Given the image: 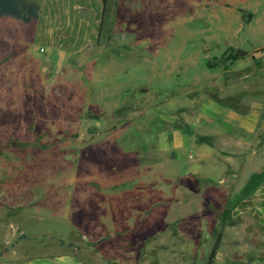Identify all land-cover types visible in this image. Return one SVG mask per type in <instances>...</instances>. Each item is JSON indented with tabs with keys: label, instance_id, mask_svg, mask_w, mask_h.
I'll use <instances>...</instances> for the list:
<instances>
[{
	"label": "rangeland",
	"instance_id": "rangeland-1",
	"mask_svg": "<svg viewBox=\"0 0 264 264\" xmlns=\"http://www.w3.org/2000/svg\"><path fill=\"white\" fill-rule=\"evenodd\" d=\"M96 32L99 38L90 46L91 55L86 58L89 64L77 67L72 63L56 73L49 69L40 73L45 78L80 81L79 107L85 109V123L99 130L125 129L131 136L116 138L130 137L135 141L156 138L162 128L186 127V133L190 129L192 135H204L210 145L211 160L196 165V198L177 188L173 178L165 177V182L150 176L154 190L172 187L176 191L174 197L160 204L158 217L150 221L148 232L119 236L129 243L139 236L137 243H144L145 250L141 252L147 264H206L210 245L218 233L219 243H253V238L243 231L234 232L233 225L221 239L227 222L225 210L235 198L226 201L219 197L223 185L218 179L230 172L236 178L243 174L246 160L240 159L232 145L244 144V156L252 155L245 179L255 167L264 170V0H114L112 6L109 4L108 18ZM230 48L242 50L246 56L232 63L221 62L222 53ZM19 51L17 65L28 61L22 66L29 67L30 72H15L12 77L39 76L50 49L33 37L22 41ZM6 92L15 94L10 88ZM0 98V110L11 104V97ZM252 107H259L257 131L243 133L235 117ZM3 115L0 160L5 154L7 161L13 158L9 145L14 139L20 147L29 143L14 135L20 122L7 119V112H0ZM116 138L106 135L93 139L98 146H104L101 141ZM203 141L197 142L204 144ZM2 144L5 152H1ZM8 166L5 174L10 178L24 173L32 177L49 174L44 167L18 169L12 161ZM153 171L156 172L149 169L150 174ZM3 174L0 163V177ZM210 187L218 188L216 198L206 197ZM20 210L15 215L9 206L0 204V257L11 249L23 254L21 247L31 243H56L45 235L29 236L33 229H51V215L46 209L36 211L30 205ZM16 223L25 232L13 233ZM56 228L55 233L64 241L73 240L72 235ZM224 252L220 248L211 264H234L226 257L227 252L222 255Z\"/></svg>",
	"mask_w": 264,
	"mask_h": 264
},
{
	"label": "crops",
	"instance_id": "crops-1",
	"mask_svg": "<svg viewBox=\"0 0 264 264\" xmlns=\"http://www.w3.org/2000/svg\"><path fill=\"white\" fill-rule=\"evenodd\" d=\"M30 1L38 4L36 19L22 23L0 17V97H11V104L1 106L0 112H7V119L20 122V127L14 128V135L23 143H29L27 147H20L14 139L9 145L13 158L6 161L5 154L1 156L4 174L0 177V204L9 206L15 215L24 206L31 205L36 211L41 207L46 209L51 215V229H33L29 236L45 235L54 238L56 243L23 245L20 249L23 254L11 249L0 257V264H145L144 243L138 245L139 236L129 243L119 234L148 232L150 221L158 217L160 204L174 197L176 191L172 187L154 190L150 176L163 178L165 182L168 181L165 177L175 179L174 185L188 191L195 199L196 165L208 158L211 160L210 145L206 136L192 135L190 129L186 133V127L162 128L156 138L137 141L130 137L117 139L131 136L125 129L90 127L85 123V109L79 107L80 81L45 78L40 73L48 69L56 73L72 63L77 67L90 63L86 58L91 55L90 46L96 41L101 0ZM113 3L114 0H110L111 6ZM33 37L50 49L43 60L44 68L40 67L36 78L12 77L15 72H30L26 66L28 61L17 65V59L22 41ZM9 88L15 90L14 95L6 92ZM258 120L259 107L235 117L240 131L248 134L256 133ZM106 135H113L117 140H103L101 144L105 145L98 146L93 138ZM201 140L204 144L199 145L197 141ZM103 147L105 149H101ZM232 147L246 163L240 178H236L234 172L223 174L220 180L217 178L223 185L219 197L226 201L235 198L234 203L224 209L227 222L221 239L233 225L234 232L243 231L254 241L218 243L213 260L222 248L227 252L222 255L226 253L231 263L264 264V170L255 167L245 179L252 155L244 156V144ZM5 151L2 144L1 152ZM9 161L18 169L44 167L49 174L32 177L24 173L10 178L5 174ZM149 169L156 172L150 174ZM59 170L65 172L56 174ZM217 189L210 187L205 192L206 197L216 198ZM57 226L72 235L73 240L64 241L55 233ZM17 230L25 232L21 224L16 223L13 233Z\"/></svg>",
	"mask_w": 264,
	"mask_h": 264
},
{
	"label": "trees",
	"instance_id": "trees-1",
	"mask_svg": "<svg viewBox=\"0 0 264 264\" xmlns=\"http://www.w3.org/2000/svg\"><path fill=\"white\" fill-rule=\"evenodd\" d=\"M109 4L110 0H101V16L100 22L98 24V29L104 24V21L108 18L109 15ZM39 7L37 3H34L30 0H0V17H10L15 20H19L22 23H28L38 17ZM97 33L96 41H98ZM246 56V52L239 49H227L221 55V62H236L242 60ZM209 67L211 65H208ZM220 240V234L216 235V238L209 250L206 264H211L217 247ZM62 245V241H58Z\"/></svg>",
	"mask_w": 264,
	"mask_h": 264
}]
</instances>
